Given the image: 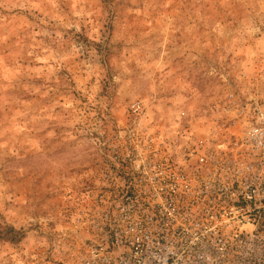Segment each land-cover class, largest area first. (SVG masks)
Here are the masks:
<instances>
[{"label":"rangeland","instance_id":"rangeland-1","mask_svg":"<svg viewBox=\"0 0 264 264\" xmlns=\"http://www.w3.org/2000/svg\"><path fill=\"white\" fill-rule=\"evenodd\" d=\"M255 101L264 0H0V264L71 263L101 172Z\"/></svg>","mask_w":264,"mask_h":264},{"label":"built area","instance_id":"built-area-1","mask_svg":"<svg viewBox=\"0 0 264 264\" xmlns=\"http://www.w3.org/2000/svg\"><path fill=\"white\" fill-rule=\"evenodd\" d=\"M233 111L225 136L161 140L101 172L69 264H264V107Z\"/></svg>","mask_w":264,"mask_h":264},{"label":"trees","instance_id":"trees-1","mask_svg":"<svg viewBox=\"0 0 264 264\" xmlns=\"http://www.w3.org/2000/svg\"><path fill=\"white\" fill-rule=\"evenodd\" d=\"M18 236V232L11 226L6 227L5 238L12 241Z\"/></svg>","mask_w":264,"mask_h":264}]
</instances>
